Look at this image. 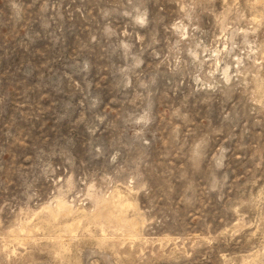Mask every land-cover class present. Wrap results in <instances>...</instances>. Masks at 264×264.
Wrapping results in <instances>:
<instances>
[{
  "label": "rangeland",
  "instance_id": "obj_1",
  "mask_svg": "<svg viewBox=\"0 0 264 264\" xmlns=\"http://www.w3.org/2000/svg\"><path fill=\"white\" fill-rule=\"evenodd\" d=\"M0 264H264V0H0Z\"/></svg>",
  "mask_w": 264,
  "mask_h": 264
},
{
  "label": "bare ground",
  "instance_id": "obj_2",
  "mask_svg": "<svg viewBox=\"0 0 264 264\" xmlns=\"http://www.w3.org/2000/svg\"><path fill=\"white\" fill-rule=\"evenodd\" d=\"M56 201V200H55ZM65 205V203L63 202L62 199H58L57 201V205H56V209L55 210H51V212L57 216L58 211L60 210V208H62ZM69 210H71V208L69 207ZM54 218V217H53ZM22 231H24L23 227H20Z\"/></svg>",
  "mask_w": 264,
  "mask_h": 264
}]
</instances>
